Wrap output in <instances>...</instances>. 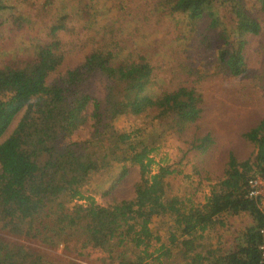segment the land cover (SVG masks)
Masks as SVG:
<instances>
[{
    "label": "trees",
    "instance_id": "16d2710c",
    "mask_svg": "<svg viewBox=\"0 0 264 264\" xmlns=\"http://www.w3.org/2000/svg\"><path fill=\"white\" fill-rule=\"evenodd\" d=\"M257 2L264 11V0ZM218 4H231L237 26L232 39L223 32L225 41L213 64L219 73L242 78L248 66V38L260 35L262 27L241 0L159 3L192 24L211 18L213 27ZM88 7L95 12L94 4L80 11L85 14ZM68 15L52 29L57 43L40 44L32 58L0 66V227L59 244L77 258L99 264H264V207L260 199L249 197L250 181L264 179V118L245 135L254 144L253 158L240 161L231 155L224 178L205 203L185 204L169 197L168 180L176 171L160 166L155 172L151 156L157 148L142 138V129L121 131L114 122L154 112V120L170 122L179 132L195 124L204 109L201 93L188 85L194 67L182 62L176 68H157L152 54L140 51L144 41H138L136 33L131 37L120 29L108 32L111 27L98 14L85 18L83 30ZM72 37L73 50L84 60L62 70ZM176 41L185 59L189 40L184 46L182 37ZM161 69L185 81L174 90L151 94L163 80ZM96 78L106 81L104 103L87 91ZM86 127L88 137L75 142L73 137ZM209 142L206 136L199 148L206 149ZM116 166L120 172L114 187L139 167L134 199L102 206L83 193L93 175L112 173ZM229 214H249L253 225L240 233L233 249L202 250L206 234L224 228L222 218ZM166 215L174 216V228L165 242L150 225L153 217ZM23 251L0 241V264H42L40 257Z\"/></svg>",
    "mask_w": 264,
    "mask_h": 264
},
{
    "label": "rangeland",
    "instance_id": "374dc122",
    "mask_svg": "<svg viewBox=\"0 0 264 264\" xmlns=\"http://www.w3.org/2000/svg\"><path fill=\"white\" fill-rule=\"evenodd\" d=\"M0 0V66L11 61L22 62L33 57L40 44L57 43L58 20L68 12L75 26L84 30V20L98 14L99 18L111 28L107 31L123 30L124 35L136 33L138 41L143 42L141 52L151 53L157 68L182 64L194 67V76L188 82L201 93L204 109L201 119L189 124L179 132L164 120H154L155 113L149 115L122 116L114 122L121 131L142 129L143 139L157 151L151 156L155 160L154 171L160 166H169L176 171L169 178V197H177L185 204H203L211 189L224 178L229 158L235 156L240 161L253 158L255 147L245 135L264 118V11L257 0H241L245 10L257 19L262 27L258 36L248 38L246 59L247 72L242 78H232L219 73L214 59L221 49L223 32L233 38L237 20L232 13L231 4H218L216 26L212 19L205 18L196 24L189 23L180 14L163 9V0ZM66 3V4H65ZM62 5L61 7L58 5ZM94 4L93 11L80 8ZM65 5V6H63ZM58 8V9H57ZM218 19V20H217ZM101 23V22H99ZM69 26V20H68ZM52 34V35H51ZM136 38L135 35H133ZM178 37L183 38L186 48L185 59L176 44ZM69 43V40L64 39ZM71 47L62 70L78 67L84 60ZM160 79L150 93L158 94L164 90H174L182 81L176 80L168 69L158 71ZM57 77L53 75L51 79ZM164 79L167 82H164ZM106 81L102 78L91 80L87 91L99 102L106 97ZM18 121V120H17ZM14 123V125L17 123ZM11 128V132L14 128ZM89 135L88 127L81 129L73 137L75 142L83 141ZM211 137L206 149L199 148L202 140ZM116 166L111 173L100 172L91 177L83 193L91 196L97 204L113 205L135 197V185L140 180V169L134 167L122 183L115 186V177L120 170ZM78 201H75V203ZM80 204H86L80 201ZM77 204V203H76ZM174 217V216H173ZM172 216L152 218L151 229L166 242L174 228ZM224 228L206 234L202 250H217L219 247L230 250L240 243V233L253 225L249 214L226 215L222 218ZM0 241L12 248H21L40 257L42 264H99L92 260L77 258L72 251L64 250L59 244H48L26 235H15L0 227ZM23 251V252H25ZM26 253V252H25ZM99 257V255L95 256Z\"/></svg>",
    "mask_w": 264,
    "mask_h": 264
},
{
    "label": "built area",
    "instance_id": "2783aa9c",
    "mask_svg": "<svg viewBox=\"0 0 264 264\" xmlns=\"http://www.w3.org/2000/svg\"><path fill=\"white\" fill-rule=\"evenodd\" d=\"M249 186V197L260 199V205L264 207V179L261 177H256L250 181ZM260 234L262 237L260 250L264 259V227L260 229Z\"/></svg>",
    "mask_w": 264,
    "mask_h": 264
}]
</instances>
